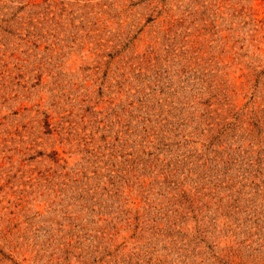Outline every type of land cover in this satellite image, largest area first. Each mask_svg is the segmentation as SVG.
I'll list each match as a JSON object with an SVG mask.
<instances>
[{"label": "rangeland", "instance_id": "374dc122", "mask_svg": "<svg viewBox=\"0 0 264 264\" xmlns=\"http://www.w3.org/2000/svg\"><path fill=\"white\" fill-rule=\"evenodd\" d=\"M0 264H264V0H0Z\"/></svg>", "mask_w": 264, "mask_h": 264}]
</instances>
